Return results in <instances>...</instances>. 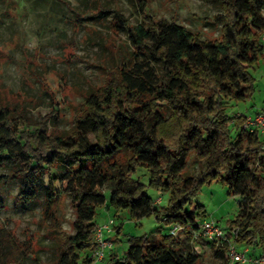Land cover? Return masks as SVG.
Masks as SVG:
<instances>
[{
	"label": "trees",
	"instance_id": "1",
	"mask_svg": "<svg viewBox=\"0 0 264 264\" xmlns=\"http://www.w3.org/2000/svg\"><path fill=\"white\" fill-rule=\"evenodd\" d=\"M91 1L92 10L80 11L64 0L75 15L74 27L84 19L109 20L115 33H127L130 49L112 63L100 87L82 91L69 128L48 129L32 120L0 83V168L12 172L0 176V185L18 181L17 209L42 206L56 249L49 264H94L96 215L107 202L106 186L117 210L196 229L203 205H195L196 213L187 206L215 180L241 195L231 228H239V242L262 248L264 257V135L244 126L246 115L227 112L256 91L251 69L264 53V0H212L222 10L221 35L212 41L184 24L154 18L148 0H139L138 8L148 25L129 22L118 3L109 19L102 0ZM68 44L75 46L73 40ZM191 152L206 163L198 175L186 173ZM140 168L149 172L148 184L135 177ZM150 189L168 193L167 203L158 206L159 196ZM63 196L71 197L73 233L58 213ZM5 207L1 201L0 210ZM185 234L191 242L192 233ZM30 237L20 245L24 255ZM176 237L130 236L125 253L110 250L105 264H199L200 254L181 252ZM212 246L220 264L231 263L226 246ZM85 249L89 256L82 255Z\"/></svg>",
	"mask_w": 264,
	"mask_h": 264
},
{
	"label": "rangeland",
	"instance_id": "2",
	"mask_svg": "<svg viewBox=\"0 0 264 264\" xmlns=\"http://www.w3.org/2000/svg\"><path fill=\"white\" fill-rule=\"evenodd\" d=\"M55 1V3L53 2ZM148 12L156 19L176 21L186 25L206 41H212L221 35L222 22L219 9L212 0H148ZM80 11L92 10L95 2L91 0H65ZM106 15L113 17L115 3H118L124 16L131 23L146 22L139 8V0H102ZM69 6V5H68ZM64 0H0V83L14 103L25 105L32 120L43 122L48 129L59 124L62 129L69 128L74 122V109L83 102L82 91L96 90L108 74V69L115 60L125 59L130 42L125 31L115 33L109 20H82V26L75 28V18ZM108 21V22H107ZM73 40L75 46H69ZM35 70H31V68ZM255 77L256 91L251 98L230 104V115H255L264 107V53L251 69ZM246 123V122H245ZM245 126V125H244ZM206 163L194 152L189 154L186 173L198 175ZM12 172L0 168V176ZM135 177L148 184L150 175L145 168H140ZM19 183L9 179L0 185V202L6 205L0 210V264H49L55 259L56 249L50 224L43 218L42 206L35 204L29 211L16 208V196ZM104 194L107 202L97 210L96 223L102 225L114 219V229L106 233L113 240L112 252L124 254L128 249L130 236L147 234L152 240H161V234L170 233V225L146 216L141 219L132 216L127 209L117 210L110 206L111 187L106 186ZM156 198L162 196L166 204L168 193L158 194L150 189ZM241 195L231 194L229 187L221 180H215L202 186L193 199V205L187 208L197 212L196 204L203 205L199 219H214L229 230L230 221L236 219L240 208ZM162 204H158L161 206ZM58 213L62 226L73 233L72 222L75 219L71 206V197L63 196L59 201ZM121 231L118 233V229ZM33 235L29 255H24L20 246ZM181 252L194 250L200 254L199 264H220L221 259L213 246L205 241L196 242L198 250L186 234L176 237ZM255 257L263 256L262 248L237 241V249ZM91 250L82 251L89 256ZM106 259L94 264H105Z\"/></svg>",
	"mask_w": 264,
	"mask_h": 264
},
{
	"label": "built area",
	"instance_id": "3",
	"mask_svg": "<svg viewBox=\"0 0 264 264\" xmlns=\"http://www.w3.org/2000/svg\"><path fill=\"white\" fill-rule=\"evenodd\" d=\"M261 40L264 43V32L261 35ZM245 127L254 132L256 130L260 131L264 135V107L256 112L255 115L246 116ZM161 196L157 197L155 200L156 204L161 202ZM114 219H110L102 225H96L95 227V245L92 250V257L95 262L102 261L107 256L108 252L114 246L113 240L106 237V233H110L114 229ZM186 231H190L192 234L191 242L194 247L198 250L199 244L196 242L205 241L209 244L227 247V255L232 263L240 262L242 264H264V257H255L249 255V249L246 248L244 252H240L237 249L238 241V227L230 228L226 230L214 219H203L198 222V227L196 229L187 226L181 222H175L170 226V232L174 236H179L185 234Z\"/></svg>",
	"mask_w": 264,
	"mask_h": 264
}]
</instances>
